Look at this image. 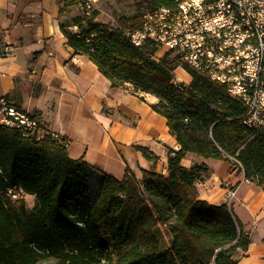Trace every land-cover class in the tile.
<instances>
[{
    "label": "trees",
    "instance_id": "obj_1",
    "mask_svg": "<svg viewBox=\"0 0 264 264\" xmlns=\"http://www.w3.org/2000/svg\"><path fill=\"white\" fill-rule=\"evenodd\" d=\"M85 1L64 0L61 13ZM160 6L175 1L149 0V9ZM94 19L93 11L61 21L68 46L112 86L155 95L150 106L166 117L179 148L169 150L166 172L136 175L127 166L119 179L99 175L94 190L93 168L70 157L67 144L0 124V264H39L47 257L57 264H236L234 251L247 248L249 234L227 203L198 197L206 166L186 167L181 159L193 153L233 163L264 189V130L247 127L242 102L206 74L183 64L190 81L174 83L175 56L164 51L155 58V44L130 41L127 30L140 22L125 30ZM135 149L158 159L146 146ZM13 187L34 195L30 210L7 195Z\"/></svg>",
    "mask_w": 264,
    "mask_h": 264
},
{
    "label": "crops",
    "instance_id": "obj_2",
    "mask_svg": "<svg viewBox=\"0 0 264 264\" xmlns=\"http://www.w3.org/2000/svg\"><path fill=\"white\" fill-rule=\"evenodd\" d=\"M63 5L64 0H0L5 51L0 94L36 114L45 129L68 138L69 156L82 157L93 168L91 189L96 190L102 173L119 179L127 166L136 175L149 168L166 172L169 150L179 145L166 117L150 106L157 97L112 86L86 56L75 55L60 29ZM135 146L148 147L158 159L145 158ZM181 164L207 167V176L196 186L198 197L210 203H225L226 187L235 186L230 206L249 234V244L233 256L236 264H264V189L223 160L187 153Z\"/></svg>",
    "mask_w": 264,
    "mask_h": 264
},
{
    "label": "built area",
    "instance_id": "obj_3",
    "mask_svg": "<svg viewBox=\"0 0 264 264\" xmlns=\"http://www.w3.org/2000/svg\"><path fill=\"white\" fill-rule=\"evenodd\" d=\"M174 1L173 7L146 11L139 26L127 30L130 41L137 46L150 41L170 52L179 64L225 85L229 95L244 106L243 123L264 130V0ZM91 3L85 1L86 13ZM177 78L174 72V83ZM0 124L19 128L25 136L36 139L49 134L64 144L69 141L45 129L37 117L15 107L1 94ZM22 191L13 187L6 193L16 199ZM234 192V186H227L229 206ZM33 248L40 251L35 245Z\"/></svg>",
    "mask_w": 264,
    "mask_h": 264
},
{
    "label": "rangeland",
    "instance_id": "obj_4",
    "mask_svg": "<svg viewBox=\"0 0 264 264\" xmlns=\"http://www.w3.org/2000/svg\"><path fill=\"white\" fill-rule=\"evenodd\" d=\"M91 4L92 7L89 13H86V8L84 11L85 5L83 7L81 5L74 6L72 7V9H70V11L64 13L62 20L79 17L81 15L84 16V14L88 15L94 11L95 17L97 18V19L95 18L94 21L107 23L110 26H117V27L121 26L126 30L130 28L132 24H138L142 19L143 14L149 10L148 7L149 0H97L96 3L92 1ZM164 51H165L164 48L157 47L154 57L158 58L164 53ZM182 65L183 64H180V66H178L179 68H177L175 73L178 74L179 77H181L183 80L180 81V78L179 79L177 78L176 80L179 83L180 82L188 83L186 81V77L190 81V75L186 72V70L183 68ZM128 86L129 85H127L126 89H129ZM229 164L231 167H234L237 170L241 171L240 168L234 165L233 163H229ZM159 172L161 173L165 171L161 169ZM203 172L205 175L207 174V167L206 170ZM226 189L224 191V197L226 194ZM19 198H22V201L24 202L25 207L28 210H30L33 207L32 205H34L35 203V197L31 193L30 194L23 193ZM225 203H226V197H225ZM39 264H57V259L53 257H47V259L44 258L40 260Z\"/></svg>",
    "mask_w": 264,
    "mask_h": 264
}]
</instances>
